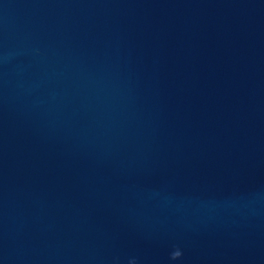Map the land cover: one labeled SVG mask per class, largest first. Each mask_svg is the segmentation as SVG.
<instances>
[{
    "label": "water",
    "instance_id": "water-1",
    "mask_svg": "<svg viewBox=\"0 0 264 264\" xmlns=\"http://www.w3.org/2000/svg\"><path fill=\"white\" fill-rule=\"evenodd\" d=\"M0 264H264V0H0Z\"/></svg>",
    "mask_w": 264,
    "mask_h": 264
},
{
    "label": "clouds",
    "instance_id": "clouds-1",
    "mask_svg": "<svg viewBox=\"0 0 264 264\" xmlns=\"http://www.w3.org/2000/svg\"><path fill=\"white\" fill-rule=\"evenodd\" d=\"M177 256H179V259L181 258V256H182V253L180 252V251H176V252H174L173 253V255H172V259L173 260H176L177 259Z\"/></svg>",
    "mask_w": 264,
    "mask_h": 264
}]
</instances>
